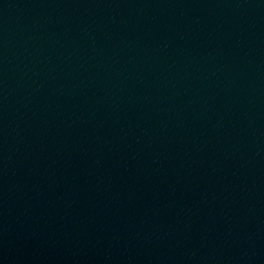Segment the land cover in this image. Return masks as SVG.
<instances>
[{
	"label": "water",
	"instance_id": "1",
	"mask_svg": "<svg viewBox=\"0 0 264 264\" xmlns=\"http://www.w3.org/2000/svg\"><path fill=\"white\" fill-rule=\"evenodd\" d=\"M0 264H264V0H0Z\"/></svg>",
	"mask_w": 264,
	"mask_h": 264
}]
</instances>
